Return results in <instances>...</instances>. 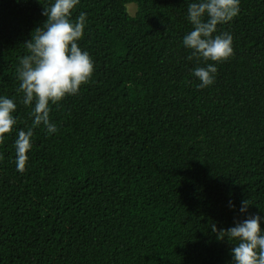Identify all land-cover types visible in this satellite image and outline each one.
<instances>
[{
    "label": "trees",
    "instance_id": "obj_1",
    "mask_svg": "<svg viewBox=\"0 0 264 264\" xmlns=\"http://www.w3.org/2000/svg\"><path fill=\"white\" fill-rule=\"evenodd\" d=\"M51 2L0 0V95L17 104L0 143V264H232L235 242L211 225L245 218L229 200L264 215V0L217 24L233 54L207 62L182 44L191 0H80L94 71L49 104L57 132L33 129L18 172L32 118L16 70ZM205 63L217 72L198 88Z\"/></svg>",
    "mask_w": 264,
    "mask_h": 264
},
{
    "label": "clouds",
    "instance_id": "obj_2",
    "mask_svg": "<svg viewBox=\"0 0 264 264\" xmlns=\"http://www.w3.org/2000/svg\"><path fill=\"white\" fill-rule=\"evenodd\" d=\"M80 0H52L43 8L46 17L43 26L35 29L31 39L24 42L28 55L19 58L17 67L18 91L23 92L22 103L30 107L32 126L20 129L14 141L16 170L23 172L32 147L33 129L43 125L47 134L57 132V125L50 122L49 104H55L67 95L78 93L80 85L86 83L94 71V62L87 50L78 46L87 23L86 12H80L75 19L72 10ZM240 11V0H191L187 8V20L192 30L182 38L184 47L191 49L188 59L199 62L221 61L233 54V37L229 32H216L217 24H223ZM205 16L207 19H205ZM199 81L198 88L214 82L217 67L205 63L191 69ZM17 104L13 98L0 95V143L10 133L17 119L13 115ZM245 199L237 209L228 201L230 209L238 211L245 218L234 221L233 226L211 230L217 239L234 241L231 248L232 264H264V215L250 213Z\"/></svg>",
    "mask_w": 264,
    "mask_h": 264
},
{
    "label": "rangeland",
    "instance_id": "obj_3",
    "mask_svg": "<svg viewBox=\"0 0 264 264\" xmlns=\"http://www.w3.org/2000/svg\"><path fill=\"white\" fill-rule=\"evenodd\" d=\"M136 6H137L136 3H128L126 5V9H127L128 13L131 15L134 14L136 11Z\"/></svg>",
    "mask_w": 264,
    "mask_h": 264
}]
</instances>
